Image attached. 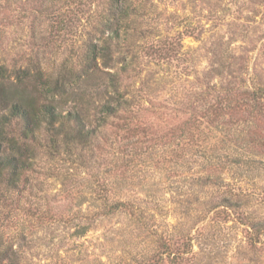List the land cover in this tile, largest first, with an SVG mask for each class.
Returning <instances> with one entry per match:
<instances>
[{"label":"rangeland","instance_id":"obj_1","mask_svg":"<svg viewBox=\"0 0 264 264\" xmlns=\"http://www.w3.org/2000/svg\"><path fill=\"white\" fill-rule=\"evenodd\" d=\"M110 1L0 0V65L12 80L80 71L109 36ZM129 3L128 40L81 87L89 142L68 160L35 150L17 189L0 190L11 264H264V228L251 249L250 227L214 209L229 199L264 227V113L244 95L264 92V0ZM114 82L126 103L103 121Z\"/></svg>","mask_w":264,"mask_h":264},{"label":"trees","instance_id":"obj_2","mask_svg":"<svg viewBox=\"0 0 264 264\" xmlns=\"http://www.w3.org/2000/svg\"><path fill=\"white\" fill-rule=\"evenodd\" d=\"M127 1H110L108 9L110 18L105 23V30L109 31V36L103 38L102 45L91 43L80 71L64 66L63 72L60 71L57 77H52L45 76L39 70L34 75L21 70L12 80L0 65V190L17 189L24 173L32 171L35 150L42 149L48 156H54L61 151L68 160L77 146H84L89 142L94 131H87L83 125L81 103L84 92L81 87L92 86L91 82L97 79L98 59L104 66L110 62V43L116 41L119 45L128 40L129 34L127 31L121 33V27L126 17L137 12V7L132 3L127 4ZM105 75L114 77L113 74ZM75 84H80L77 87L78 92L71 87ZM112 86L114 97H109L99 108L102 116L100 120L103 121L115 116L126 103L116 87V82ZM244 95L251 112L264 113L263 90L247 92ZM70 101L73 105L66 112L63 106ZM234 164L241 169L246 166L249 168L246 161L236 160ZM118 205L124 206L121 203ZM218 206H221L222 210L216 214L218 217L225 214L222 217L223 222L233 218L247 229L250 227V231L245 230V239L251 249H256L255 247L262 243L260 237L264 228L263 223H252L247 217H245L247 220L241 219L240 215L243 214L239 211L240 203L224 198L221 205L214 209ZM159 248L173 254L172 244L169 242L159 243ZM13 257L14 252L5 247L3 237L0 235V264H11Z\"/></svg>","mask_w":264,"mask_h":264}]
</instances>
